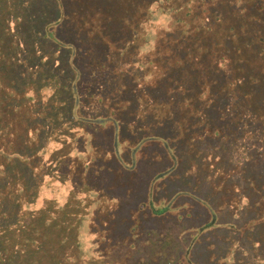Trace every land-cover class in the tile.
<instances>
[{"label": "rangeland", "instance_id": "rangeland-1", "mask_svg": "<svg viewBox=\"0 0 264 264\" xmlns=\"http://www.w3.org/2000/svg\"><path fill=\"white\" fill-rule=\"evenodd\" d=\"M29 1L40 15L53 13L55 0ZM62 2L66 28L60 37L82 48L84 59L107 55L113 45L107 65L95 61V71L85 76L91 86L103 83L113 92L92 108L89 123L95 116L116 122L83 124L79 141L70 142L69 127L64 136L55 131L65 141L54 140L47 158L60 175L48 176L42 187L59 206L71 205L63 217L85 219L86 264H264V183L243 166L247 149L223 136L234 122L242 137L244 120L223 101L210 110L222 117L187 108L192 112L180 116V124L163 125V41L169 32L163 11L152 20L141 0ZM45 51L51 56L55 47ZM41 93L48 97L54 90Z\"/></svg>", "mask_w": 264, "mask_h": 264}, {"label": "trees", "instance_id": "trees-1", "mask_svg": "<svg viewBox=\"0 0 264 264\" xmlns=\"http://www.w3.org/2000/svg\"><path fill=\"white\" fill-rule=\"evenodd\" d=\"M141 1L149 7V19L162 10L163 27L169 29L163 41V125L180 124L179 117L192 112L187 108L201 107L209 119L222 117L210 110L230 103L233 117L245 122L243 136L234 122L223 136L247 149L243 166L264 183V0ZM34 6L29 0H0V264H86L85 219L63 217L71 205L59 206L42 187L48 176L60 175L47 158L54 140L65 141L55 131L64 136L69 127L70 142L79 141L83 124L116 122L95 116L89 123L92 108L110 101L107 92H113L103 83L91 86L85 76L95 71V61L107 65L113 45L105 49L107 55L84 59L82 48L60 37L66 28L62 0H55L49 16ZM125 46L117 47L119 57ZM48 47L50 52L55 47L51 56ZM51 70L54 77L47 74ZM45 88L54 93L43 95ZM40 113L46 120H36Z\"/></svg>", "mask_w": 264, "mask_h": 264}]
</instances>
